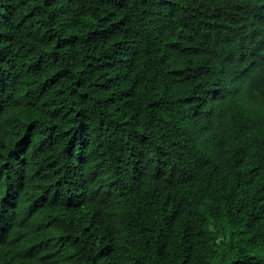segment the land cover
Returning <instances> with one entry per match:
<instances>
[{
  "label": "trees",
  "instance_id": "obj_1",
  "mask_svg": "<svg viewBox=\"0 0 264 264\" xmlns=\"http://www.w3.org/2000/svg\"><path fill=\"white\" fill-rule=\"evenodd\" d=\"M0 264H264V0H0Z\"/></svg>",
  "mask_w": 264,
  "mask_h": 264
}]
</instances>
